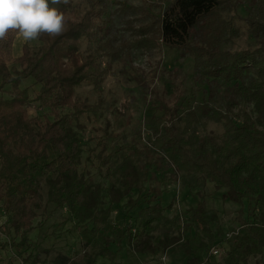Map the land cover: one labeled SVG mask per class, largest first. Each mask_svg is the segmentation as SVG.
I'll list each match as a JSON object with an SVG mask.
<instances>
[{
	"label": "trees",
	"instance_id": "obj_1",
	"mask_svg": "<svg viewBox=\"0 0 264 264\" xmlns=\"http://www.w3.org/2000/svg\"><path fill=\"white\" fill-rule=\"evenodd\" d=\"M85 1L81 14L74 13L72 0L54 5L69 17V30L55 38L42 35L37 47L24 44L18 57L12 54L16 33L0 40V210L19 238L0 239V250L28 246L38 211L45 214L52 206L50 213L65 210L81 227V240L90 249L86 264H99V258L115 264L125 240L137 257L175 248L186 264H248L262 256L264 0H142L138 7ZM229 9L246 12L254 49H227L240 34L225 18ZM85 41L96 42L93 50H82ZM165 48L192 60L204 101L187 111H182V95L173 97V108L158 101L163 115L152 119L153 134L162 142L158 150L137 144L109 150L101 143L83 161L81 119L93 110L76 98V90L84 84L99 90L113 64L128 65L138 53ZM27 82L38 91L31 93L24 87ZM29 107L36 113L31 115ZM211 122L222 124L223 132H208ZM90 167L108 181L107 187L93 180ZM166 171L200 196L208 184L226 190L224 200L242 206L240 228L226 237L218 211L208 210L202 195L182 235L172 236L171 230L156 234L161 193L145 184ZM125 199L130 208H140L135 232L112 220L114 207ZM222 240L230 247L217 259L212 250ZM56 264L70 261L60 257Z\"/></svg>",
	"mask_w": 264,
	"mask_h": 264
},
{
	"label": "rangeland",
	"instance_id": "obj_2",
	"mask_svg": "<svg viewBox=\"0 0 264 264\" xmlns=\"http://www.w3.org/2000/svg\"><path fill=\"white\" fill-rule=\"evenodd\" d=\"M109 1L113 7H121L122 3L137 7L142 4V0ZM72 2L75 14H81L87 7L85 0H72ZM236 10L229 9L225 18L235 24L240 34L226 47L231 51L254 49L256 42L248 32L245 21L247 14L244 9ZM26 43L32 47L40 45L38 40L25 42L23 38L17 37L13 46L14 57L22 54V47ZM95 45L96 42L90 45L85 41L82 50L84 52L93 50ZM24 87H29L31 93L38 91V87L31 82L25 83ZM178 95H182L181 103L184 107L182 111H187L204 101V87L194 81L192 60L182 58L178 52L167 48L164 51L155 50L149 55L138 53L133 62L128 65L113 64L111 72L99 90L91 84H84L78 88L76 98L86 102L93 110L91 114L81 119V124L84 126V130L80 131L85 147L83 161L92 149L101 148L99 146L101 143H104L109 150H123L134 144L141 147L150 145L157 150L160 149L162 142L153 134L152 119L163 115L158 101H164L169 108H173L176 100L173 97ZM28 112L32 115L36 113V110L34 107H29ZM207 131L222 133L223 126L211 122L208 123ZM90 170L96 183L108 186V181L102 178L93 167H90ZM154 171H156L155 168ZM155 174L156 179H150L145 187H156L161 193L158 200L161 202L163 211L156 234H160L162 230H171L172 236L183 234L185 224L191 216V210L197 207L202 195L205 196L206 208L218 211L219 224L226 237H230L233 231L240 228L243 217L242 206L224 200L226 190L217 191L214 185L208 184L200 196L198 191L189 192L181 181H172L169 171ZM41 185L46 196L47 187L44 182ZM137 194V192L132 194L133 199L137 198ZM52 209L53 207L49 206L45 214L42 210L38 211V216L33 221L34 231L29 235L28 246L20 249L9 246L5 250H0V264H56V260L60 257H68L70 264H86V255L90 249H86L81 240V227L76 226L65 210L50 213ZM139 210V207L130 208L125 199L119 207H114L112 220L121 226L130 225L135 232L140 229ZM244 212L247 216L246 208ZM6 221L7 217L0 210V239L5 242L19 239L6 225ZM188 234L193 236L195 230L190 229ZM229 247V243L222 240L217 242L216 249H219L224 256ZM174 249L156 256L137 257L133 254L129 241L125 240L115 264H186L185 255ZM163 257L167 258V263L162 262ZM217 259L222 257L217 256ZM98 263L108 264L109 262L99 258ZM248 264H264V254L250 258Z\"/></svg>",
	"mask_w": 264,
	"mask_h": 264
},
{
	"label": "clouds",
	"instance_id": "obj_3",
	"mask_svg": "<svg viewBox=\"0 0 264 264\" xmlns=\"http://www.w3.org/2000/svg\"><path fill=\"white\" fill-rule=\"evenodd\" d=\"M70 0H0V40L16 33L25 42L42 35L59 37L69 30V17L54 5Z\"/></svg>",
	"mask_w": 264,
	"mask_h": 264
},
{
	"label": "built area",
	"instance_id": "obj_4",
	"mask_svg": "<svg viewBox=\"0 0 264 264\" xmlns=\"http://www.w3.org/2000/svg\"><path fill=\"white\" fill-rule=\"evenodd\" d=\"M212 254L215 255L216 257H217V256H219V257H222V256H223V253H222L219 249H216V248H214V249L212 250ZM166 259H167L166 257H163V258H162V262L167 263V262H166Z\"/></svg>",
	"mask_w": 264,
	"mask_h": 264
}]
</instances>
